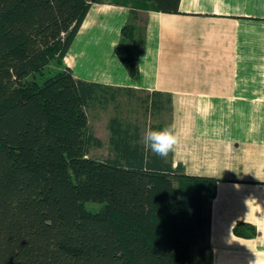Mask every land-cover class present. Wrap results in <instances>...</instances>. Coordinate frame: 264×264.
<instances>
[{
  "label": "trees",
  "instance_id": "trees-1",
  "mask_svg": "<svg viewBox=\"0 0 264 264\" xmlns=\"http://www.w3.org/2000/svg\"><path fill=\"white\" fill-rule=\"evenodd\" d=\"M102 1L0 0V264H212L216 178L152 153L139 117L111 116L108 156H90L103 142L88 112L133 91L76 78L64 65L90 5ZM108 1L130 6L115 53L137 78L139 11L175 13L179 0ZM139 103L153 115L171 110L159 91ZM233 232L250 237L255 228L237 223Z\"/></svg>",
  "mask_w": 264,
  "mask_h": 264
},
{
  "label": "crops",
  "instance_id": "crops-1",
  "mask_svg": "<svg viewBox=\"0 0 264 264\" xmlns=\"http://www.w3.org/2000/svg\"><path fill=\"white\" fill-rule=\"evenodd\" d=\"M130 10L92 3L64 65L76 78L131 88L123 92L137 103L169 94L168 125L179 135L173 165L218 180L208 212L212 264H264V0H179L175 13L139 11L137 78L115 53ZM237 223L255 234L236 235Z\"/></svg>",
  "mask_w": 264,
  "mask_h": 264
},
{
  "label": "rangeland",
  "instance_id": "rangeland-1",
  "mask_svg": "<svg viewBox=\"0 0 264 264\" xmlns=\"http://www.w3.org/2000/svg\"><path fill=\"white\" fill-rule=\"evenodd\" d=\"M143 14V13H142ZM144 15H141L143 19ZM51 68H55V65H50ZM137 95V94H136ZM139 98L143 96V93H138ZM117 103L110 102L108 106L104 108H94L88 112L89 124L93 133L99 137L102 142V147H93L90 150V156L103 159L108 156V145L107 139L109 136L107 123L111 116L118 115L121 118L133 119L139 117L144 123V132L148 129L160 130L165 126H168L167 113L161 114H149L144 112L143 106L137 103L136 98L128 96L122 92L117 96ZM161 124V128L156 126ZM156 127V128H155ZM85 207L90 210H98L101 207L100 203L87 201Z\"/></svg>",
  "mask_w": 264,
  "mask_h": 264
},
{
  "label": "clouds",
  "instance_id": "clouds-1",
  "mask_svg": "<svg viewBox=\"0 0 264 264\" xmlns=\"http://www.w3.org/2000/svg\"><path fill=\"white\" fill-rule=\"evenodd\" d=\"M143 143L156 156L162 159L167 158L179 143L175 124L165 126L160 130H146L143 134Z\"/></svg>",
  "mask_w": 264,
  "mask_h": 264
}]
</instances>
